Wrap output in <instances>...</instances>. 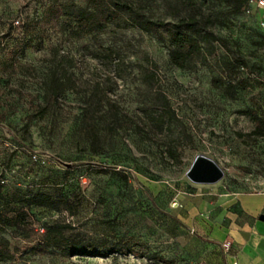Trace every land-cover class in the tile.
Instances as JSON below:
<instances>
[{
  "label": "rangeland",
  "instance_id": "1",
  "mask_svg": "<svg viewBox=\"0 0 264 264\" xmlns=\"http://www.w3.org/2000/svg\"><path fill=\"white\" fill-rule=\"evenodd\" d=\"M128 1L154 20L194 11L229 51L202 43L178 69L168 62L166 33L140 30L126 13L79 39L50 30L27 36L13 66L0 68V214L24 213L14 227L0 226L8 255L0 264H218L200 220L236 193L264 194V137L236 134L252 127L248 109L264 117L257 20L231 11L228 0ZM39 10L35 0H0V58L15 41L11 22ZM207 15L219 20L207 25ZM52 71L64 87L46 102ZM31 149L47 163H30ZM197 153L220 167L218 181L184 176ZM32 194L45 203L24 206ZM52 224L58 234L45 232ZM114 243L142 256L68 254L71 244Z\"/></svg>",
  "mask_w": 264,
  "mask_h": 264
},
{
  "label": "trees",
  "instance_id": "2",
  "mask_svg": "<svg viewBox=\"0 0 264 264\" xmlns=\"http://www.w3.org/2000/svg\"><path fill=\"white\" fill-rule=\"evenodd\" d=\"M84 1L85 6L78 7L72 4L67 6L62 5L59 0H35L37 6L40 7L39 14L25 17L20 25V32L17 34L13 33L15 36L14 43L9 47L5 56L0 58L1 71H4L6 66H13L14 62H16V51L21 49V47L23 49L24 42H27L31 37L42 35L46 30H50L59 36L79 39L101 31L107 24L115 22L121 13H126L130 22L145 32L157 33L159 29H162L166 33L169 45L167 53L168 62L178 69L187 68L189 62L200 52L202 43L216 41L225 51H229L226 39L216 36L211 31L205 29L203 24H200L201 22L194 11L178 17L173 21H162L148 18L128 0ZM187 1L189 4L193 3L192 0ZM228 2L231 5V11L237 12L238 10L241 11L246 0H228ZM189 7L193 10L190 5ZM207 16L203 21L207 25L212 23L213 19L219 20L216 16ZM12 27L15 28L14 26ZM29 33H33V35L30 36L28 35ZM27 36H29L28 39H26ZM63 87L64 85L58 79L56 72L52 71L49 77V87L45 94L46 102L56 101L57 95ZM105 102L107 105L109 104L107 101ZM246 113L249 116L252 127L245 133L237 132L236 134L246 137H264V117L257 115L251 109H248ZM31 150H27L28 160V153ZM3 171L6 170L3 169ZM3 182H0V184H3ZM22 202L26 207L40 206L45 203L44 199L37 194L23 198ZM23 216L24 213L22 211L14 217H6L0 214V226L14 227L23 219ZM60 228V225L52 224L45 229V232L51 233L53 231L55 232L54 234H58ZM110 253L142 256V253L119 243H114L108 249H97L92 246L82 247L71 244L70 250H68V254L100 257L107 256ZM7 256L5 251L0 248V259H4Z\"/></svg>",
  "mask_w": 264,
  "mask_h": 264
},
{
  "label": "crops",
  "instance_id": "3",
  "mask_svg": "<svg viewBox=\"0 0 264 264\" xmlns=\"http://www.w3.org/2000/svg\"><path fill=\"white\" fill-rule=\"evenodd\" d=\"M219 212L200 220L202 234L218 249V264H264V194L240 192L225 203L218 202ZM208 223V225L206 224ZM228 242V249L220 248Z\"/></svg>",
  "mask_w": 264,
  "mask_h": 264
},
{
  "label": "water",
  "instance_id": "4",
  "mask_svg": "<svg viewBox=\"0 0 264 264\" xmlns=\"http://www.w3.org/2000/svg\"><path fill=\"white\" fill-rule=\"evenodd\" d=\"M223 175L216 162L200 153L195 154L184 171V176L192 183L211 184L218 181ZM258 219L264 221V214Z\"/></svg>",
  "mask_w": 264,
  "mask_h": 264
},
{
  "label": "built area",
  "instance_id": "5",
  "mask_svg": "<svg viewBox=\"0 0 264 264\" xmlns=\"http://www.w3.org/2000/svg\"><path fill=\"white\" fill-rule=\"evenodd\" d=\"M264 9V0H246L245 4L241 8V12L248 16H254V18L257 20V24L260 28L264 30V12L262 11ZM22 23V19L19 17L14 19L11 24L15 27V33L17 34L20 32V25ZM29 155V161L35 165H45L47 163L48 157L40 153L37 150H31L28 153ZM4 180H0V182H3ZM229 243L228 242H222L221 248L226 250L228 249ZM231 264H236L235 261L231 262Z\"/></svg>",
  "mask_w": 264,
  "mask_h": 264
}]
</instances>
